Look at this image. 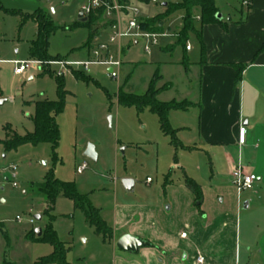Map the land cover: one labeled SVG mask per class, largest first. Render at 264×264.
<instances>
[{"label":"rangeland","instance_id":"374dc122","mask_svg":"<svg viewBox=\"0 0 264 264\" xmlns=\"http://www.w3.org/2000/svg\"><path fill=\"white\" fill-rule=\"evenodd\" d=\"M159 1L148 7L138 5L145 19L161 14L163 3L179 0ZM244 1L215 0V4L224 22L229 19L238 22L247 18L251 8L252 1L248 7L243 5ZM83 3L85 0H0V141L6 139V127L20 136L32 133L36 103L60 100L58 81H63L65 91V109L57 117L60 144L56 160L49 144H26L12 151L0 145V223L4 225L0 231V264H34L49 256L53 252L50 245L29 242L26 236L39 228L43 234L44 228L51 223L59 241L70 248L66 257L70 264H144L137 254L105 244L95 235L84 213L76 210L73 202L63 195L57 198L54 211L46 212V201L38 188L50 171L58 181L74 184L78 193L101 211L102 219L114 229L118 239L139 231L151 242H163L176 231L190 232L193 227L202 232L205 225L226 213L230 219L237 215L236 189L229 187L231 191L227 190L223 196L210 187L213 159L198 147L193 149L195 130L192 133L178 131L179 147H176L171 138L161 132L158 118L149 110L138 113L135 108H123L118 103L122 85L127 82L126 92L142 95L159 67L164 83L174 85L176 96L183 91L186 80L180 70L171 65L184 54V48L177 47L176 40L171 37L176 34L175 28L179 30L182 26V14L171 18H174L169 31L171 38L161 40L160 47L151 55L144 52L142 42L135 45L125 40L124 65L120 79L114 80L109 77L108 69L100 66L85 73L53 65L83 62L87 58L92 34L86 28H73L79 21ZM37 11H42L56 27L49 45L52 58L41 62L39 69L16 77L13 63L33 61L30 47L37 33L34 21L28 20L22 25L23 17ZM255 20V23L261 21L257 17ZM169 22L165 29L170 26ZM197 28L200 29V25ZM170 42L175 50L169 52L168 47L167 52H162L160 48ZM186 44L193 47V52L187 54L191 62H197L201 56L199 40L190 36ZM47 71L50 74L44 73ZM76 73L84 79L78 80ZM162 87L163 83L157 84V88ZM161 98L167 101V93ZM175 115L182 122L191 119ZM179 119L170 121L175 130ZM89 146L95 148L97 161L85 156ZM80 169H83L81 173ZM13 175H16L15 180ZM185 176L202 188L201 205L188 189ZM124 180L134 182L133 193L126 192L122 185ZM242 198L245 192L240 200ZM38 215L42 216L40 222L35 220ZM260 216L252 217L250 222L257 223ZM18 217L21 222L17 221ZM31 219L35 224L29 223ZM262 220L251 231L252 242L262 236ZM215 226L212 229L218 231L222 224ZM207 231L198 237L202 246L203 240L209 238ZM216 240L220 241L218 237ZM228 240L231 239L225 244L231 243ZM191 243L190 240L187 244ZM225 244L221 245L225 248ZM237 245L239 251H244L241 243ZM252 264L263 263L255 260Z\"/></svg>","mask_w":264,"mask_h":264},{"label":"crops","instance_id":"0c3cea01","mask_svg":"<svg viewBox=\"0 0 264 264\" xmlns=\"http://www.w3.org/2000/svg\"><path fill=\"white\" fill-rule=\"evenodd\" d=\"M263 1L252 0L244 23H240L242 20L234 22L229 19L227 30L218 25L205 26L202 30L205 54L203 55L201 49L200 59L191 62L187 54L193 52L192 47L190 52L184 50L183 56L171 64L180 70L186 80L183 91L176 96L174 85L164 83L162 76L160 83H163V86L170 84L172 88L159 96L161 102L187 101L193 104L187 112H171L169 120L172 122L173 118H180L175 117V114L187 118L190 116L189 121L185 119L182 122V119H179L177 131L192 133L195 130L196 141L193 149L198 147L213 159L214 170L210 187L215 193L224 196L228 193L227 190L231 191L229 187L236 189L231 185V176L238 168L257 176L254 189L245 192V198L241 200L242 194L236 190V217L230 219L226 213L222 218L205 225V231L211 230L207 231L209 238L203 240V246L198 237L205 231L198 232L197 228L193 227L190 232L183 229L176 231L163 242H151L149 237L139 231L131 233L129 236L151 245L129 253L137 254L144 264H196L199 255L206 259L207 264H252L255 260L264 264V230L259 239L251 241V231L258 222H263L262 218L264 219V50L261 51L264 46ZM86 2L87 0L85 4ZM85 4H82L81 9ZM256 17L261 20L259 23H255ZM173 19L169 20L170 26L168 25L164 32L175 40L176 35L170 37L169 34ZM103 25L104 22L100 25L91 47L86 50V60L98 41L108 39L110 32ZM177 31L175 28V32ZM172 45L170 42L160 49L167 52L168 47ZM235 66L243 67L240 75ZM165 93L167 101H162L161 96ZM242 129L246 132L244 145L240 143ZM258 214L261 216L257 223L250 222L251 218ZM218 223H221L222 227L214 231L212 226H217ZM2 228L4 225L0 223V231ZM184 232L187 233L186 239L181 238ZM229 238L231 243L225 244ZM119 239L114 231L112 245L116 247ZM190 240L192 243L187 244ZM236 243H241L244 251H239ZM221 244H225V248ZM230 244L232 246L229 247ZM194 246L197 250H194Z\"/></svg>","mask_w":264,"mask_h":264},{"label":"trees","instance_id":"16d2710c","mask_svg":"<svg viewBox=\"0 0 264 264\" xmlns=\"http://www.w3.org/2000/svg\"><path fill=\"white\" fill-rule=\"evenodd\" d=\"M123 6L127 5H140V6H151L152 0H118ZM167 4L163 8V12L153 19H143L141 28L145 32L161 34L166 29V23L168 20L175 15L182 14L181 28L176 32V45L182 47L186 51V44L190 36L196 37L201 45L203 55L205 54V45L202 40V30L205 26L218 25L224 30L228 28V22L219 21L217 15L219 10L216 7L215 0H179L174 3L165 2ZM163 7V5H162ZM0 9H2L0 4ZM6 13H10L7 12ZM28 20H32L37 25L36 38L31 43L30 57L33 61L44 62L52 58L49 54L50 38L55 33V25L53 21L48 18L42 11H37L34 15L23 17V23ZM104 22V13L98 12L88 18L83 23L78 21L73 28H86L92 34V39L97 35L100 25ZM245 20L240 21L244 23ZM200 25V29L197 28ZM94 35V36H93ZM175 46L170 47L169 52H173ZM264 50V46L261 51ZM237 73L243 70V67H236ZM50 74V71L44 72ZM78 80H83L84 76L78 73L75 74ZM163 80L160 74V70L157 69L146 92L142 95L129 93L124 90L127 82L120 87L118 94V103L123 108H135L138 113H143L149 110L151 114L158 118L161 132L171 138L172 144L179 147L177 139L178 131L173 129L169 116L171 112H187L193 104L183 101H171L161 102L159 96L172 88L170 84L164 85L162 88H157V84ZM61 98L58 101H39L35 106V113L32 117L34 124V131L28 133L25 136H20L13 133L9 128H5L6 139L0 141L6 151L16 150L19 147L30 144L38 146L41 144H49L52 147L54 153V160L57 159L56 151L60 144V130L57 123V117L60 116L65 109L64 99V83L58 81ZM183 147V146H182ZM191 149V148H188ZM186 184L188 189L196 196L197 202L202 203V188L193 180L185 176ZM40 195H42L46 201V212L54 211L57 198L63 195L71 202H73L76 210L84 213L85 218L89 225L94 229V233L97 237L101 238L105 244H112L114 239V230L111 228L106 221L101 217V211L91 205L88 198L79 194L76 187L72 183H63L55 178L53 171H50L45 180L44 184L38 188ZM48 215V214H47ZM27 240L36 244H48L53 248V252L46 257L39 259L34 264H70L66 257L69 253L70 248L59 241L57 233L54 231L52 223L48 224L44 230L42 236L39 238L35 235L34 231H30L27 236Z\"/></svg>","mask_w":264,"mask_h":264},{"label":"built area","instance_id":"2783aa9c","mask_svg":"<svg viewBox=\"0 0 264 264\" xmlns=\"http://www.w3.org/2000/svg\"><path fill=\"white\" fill-rule=\"evenodd\" d=\"M251 1L252 0H245L243 5L248 7ZM159 3V0H152V5H157ZM98 12L104 13L103 26L110 32L108 39L106 41H98V39H96L98 42L91 49L90 57L83 62H65L55 63L53 65L60 66L61 68H68L70 70H83L85 73H90L91 68L94 66H100L108 69V75L111 79L119 80L120 72L124 65L123 55L125 40H129L131 44L135 45H139V43L142 42L144 52L147 55H151L154 49L160 47L161 40L168 38L165 32L157 34L143 31L141 23L144 17L136 5L123 6L118 0H87L86 4L81 9L83 18L86 20L94 14L97 15ZM191 50L192 46L188 44L186 51L190 52ZM13 65L15 66L13 70L14 76L21 77L32 69H39L41 62L15 61ZM240 143L242 145L246 143V132L244 129L240 131ZM82 170L83 169H80L79 173H81ZM12 179L15 180L16 175H13ZM257 180L256 175L247 173L242 168L236 169L231 176L232 185L239 194L252 191ZM148 182H150V180ZM13 187L17 188V184L13 183ZM17 221L21 222V218L18 217ZM29 223L33 225L35 224V220L31 219ZM181 238L186 239L187 233H183ZM196 264H207V261L203 256L199 255L196 259Z\"/></svg>","mask_w":264,"mask_h":264},{"label":"water","instance_id":"95a60500","mask_svg":"<svg viewBox=\"0 0 264 264\" xmlns=\"http://www.w3.org/2000/svg\"><path fill=\"white\" fill-rule=\"evenodd\" d=\"M166 6H167V4H163V8H165ZM78 19L83 23H85L87 21L85 18H83L82 13L79 15ZM217 19L219 21H223V17L220 13L217 15ZM110 125H111V119H110ZM85 156L88 157L90 160L97 161V154H96L95 148L93 146H89L87 148ZM122 185H123V187L127 193H133L135 191V184L131 180L122 181ZM35 220L37 222H40L42 220V216H40V215L36 216ZM35 235L40 238L42 236V229L39 228V229L35 230ZM150 246H151L150 243L145 242V241H141L140 239H137V238H134V237L128 236V235L123 236L116 243V247L119 250H121L122 252H127V253H135V252L139 251L140 249L148 248Z\"/></svg>","mask_w":264,"mask_h":264}]
</instances>
